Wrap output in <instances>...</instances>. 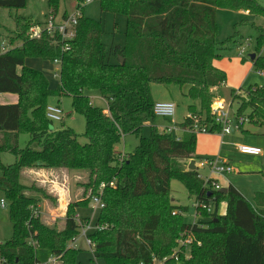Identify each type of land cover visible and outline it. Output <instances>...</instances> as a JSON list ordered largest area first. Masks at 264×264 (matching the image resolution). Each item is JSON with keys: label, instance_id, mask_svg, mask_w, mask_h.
Returning a JSON list of instances; mask_svg holds the SVG:
<instances>
[{"label": "trees", "instance_id": "obj_1", "mask_svg": "<svg viewBox=\"0 0 264 264\" xmlns=\"http://www.w3.org/2000/svg\"><path fill=\"white\" fill-rule=\"evenodd\" d=\"M75 1L77 10L98 1L103 13L125 16V46L108 47L103 42L102 22L81 12H77V32L71 41L57 33L51 37L46 30L40 38H32L28 34L35 26L25 18L16 19L7 51L2 50L0 34V95L18 98L15 104L0 103V190L6 196L13 227L12 238L0 244L3 264H43L39 251L50 252L60 264H82L81 251L70 246L80 232L75 216L100 191L105 208L99 211L98 228L88 238L94 245V258L106 264H154V259L176 264L173 255L180 241L189 236L195 241L189 258L182 247L180 264H264V192L255 194L253 205L234 186L222 194L207 186L197 170H188L187 162L197 159V134L185 133L178 141L160 132L154 125L151 91L152 84L189 85L185 96L201 102L200 113L207 115L203 123L212 124V89L227 82V74L215 63L231 46H241L238 37L218 41L217 12L264 15V8L256 0ZM26 3L0 0V8L19 10ZM48 4L50 15L56 16L60 0H48ZM263 45L264 32L258 39V51ZM257 53L251 61L256 69L264 70V56ZM30 58L59 61L57 89L50 88L43 72L26 65ZM92 91L107 101L108 112L92 104L87 93ZM63 96L71 97L73 111L85 120V143L72 128L51 131L49 99ZM234 102L237 118L249 110L248 121L264 124V86L240 88L238 94L233 90ZM189 111L197 113L194 106ZM189 115L181 127L192 128ZM147 125L151 133L144 137ZM210 131L220 132L217 126ZM22 135L30 137L24 148L19 141ZM127 135L139 136L140 143L121 160L115 147ZM4 153L12 154L15 163L4 165ZM50 169L87 173L83 196L68 205L62 228L60 220L47 224L31 210L46 200L57 202V198L42 186L21 182L26 170ZM173 180L185 185L196 199L197 217L208 221L185 222L183 214L188 208L173 202ZM223 201L227 207L220 215L218 206ZM82 220L90 223V218Z\"/></svg>", "mask_w": 264, "mask_h": 264}, {"label": "rangeland", "instance_id": "obj_2", "mask_svg": "<svg viewBox=\"0 0 264 264\" xmlns=\"http://www.w3.org/2000/svg\"><path fill=\"white\" fill-rule=\"evenodd\" d=\"M259 5L264 8V0H256ZM77 12H81L85 17L102 22L104 28L103 42L108 46L120 45L122 47L126 44V26L127 19L123 15H114L112 13H103L101 11L100 3L98 1H91L84 5V10H77V3L75 0H60L58 13L55 16V23L61 24L64 22L63 16L67 14L69 18L75 16ZM25 18L33 22L36 29L42 31L47 28V23L50 21V8L48 0H27L26 7L19 10H10L0 8V34L2 35L3 45H6V49L9 48V37L15 32L17 28L16 19ZM218 23V41L227 42L229 39L238 37L240 47L231 46L230 50L224 53V57L217 61L219 67H221L228 76L227 85L220 89H212V93L215 96L213 103L209 109V120L213 121L212 107L219 101L225 102L226 105H231V116H237L238 106L237 102L232 103V91H238L240 88L247 90L250 86H264V74L263 76L259 72L264 70H258L254 67L250 56L257 54L264 56V45L260 51H258V39L262 32H264V15L247 13L246 11H228L218 10L217 12ZM34 28V27H33ZM34 32L30 30L29 34L32 36ZM20 44V43H17ZM245 48V55H241V50ZM114 62V58L110 59ZM27 65L44 73L49 81L50 88L55 90L60 84V66L57 63H50L42 59L30 58L27 60ZM190 86H179L174 83L170 84H152L151 91L155 102H171L176 105V113L172 119H165L157 117L154 125L160 132H163L167 127H174L175 124L181 125L184 123L185 118L190 114V107L196 108V114L199 121H205L207 115L200 113L202 110V104L200 101H193L187 98L185 95L188 93ZM91 102L94 106L108 111L107 101L97 91L87 92ZM49 105L60 106L64 111L63 121L52 122L51 131L54 129L72 128L79 136L81 143H85L87 140L84 136L85 132V120L82 116L76 114L72 108V99L69 96L63 97H51L49 99ZM200 113V114H198ZM250 111H246L248 115ZM244 115L246 122L243 129L239 128L237 133L230 135H222L220 132H203L197 134L196 144V158L197 162L200 160H227L231 166L235 169V172L231 175L227 174H215L217 178L227 186L229 180L234 187L239 188L249 198L248 201L255 205L254 195L257 192H264V177L261 174L264 171V124L261 127L254 126L248 121L247 116ZM250 122V123H248ZM206 124V123H205ZM249 130L250 132H244ZM151 133L150 126L145 127L143 130V136L149 137ZM0 139H2L0 137ZM30 137L22 135L20 137V146L24 148ZM248 142L257 143L256 148L263 151V154L258 158L242 156L239 152V147L242 145H248ZM140 143V137L135 135H127L116 145V149L121 154L132 153ZM253 147V146H252ZM1 161L4 165L8 166L15 163V157L10 153H4L1 155ZM188 163V162H187ZM31 170H26L23 173L21 179L22 184L31 185L37 184L46 188L49 193L55 197L57 191L51 182H40L41 178H38ZM201 174L204 177L209 176V170L207 168L200 169ZM247 172V173H246ZM56 177L50 179L58 181L57 183L65 191V196L62 197V206H65L66 202H74L79 200L84 193V184L87 182V173L84 171H61L58 172ZM2 177V171L0 169V178ZM226 188V187H224ZM53 191V192H52ZM89 195V193H88ZM57 196V195H56ZM171 196L172 200L175 198V204L178 206H185L188 211L183 214L184 220L188 224H193L197 220L195 217V197L190 196L185 185L179 180H173L171 182ZM245 196V197H246ZM59 198V197H58ZM4 199L7 202L6 196L3 191L0 190V244H4L9 241L13 236V227L9 217V207L2 208L1 200ZM58 201H44L40 204L42 211L41 217L43 221L48 224H54L56 220H60L58 213L59 208ZM226 211V202L223 201L218 206V212L223 215ZM78 214L82 218L91 219V229L88 232H92L96 227V222L99 216V211L94 212L89 205L86 208L78 210ZM62 219V218H61ZM203 220V219H200ZM63 220L60 221L59 228L63 227ZM195 241V239H194ZM70 246L75 249H79V261L82 264H106L104 260L95 259L91 248L88 246L86 238L82 233L77 237L75 243H70ZM39 260L41 263H46L51 257L48 251H39ZM21 264V263H15ZM156 264H160L157 262Z\"/></svg>", "mask_w": 264, "mask_h": 264}, {"label": "built area", "instance_id": "obj_3", "mask_svg": "<svg viewBox=\"0 0 264 264\" xmlns=\"http://www.w3.org/2000/svg\"><path fill=\"white\" fill-rule=\"evenodd\" d=\"M50 21L47 23V28L44 29L47 31V33L51 36L54 37V35L57 33L59 36L66 41H71L75 38L76 32H77V23H78V17L79 15H75L71 18H68L67 20H64L63 23L61 24H56L55 23V16L50 15ZM32 32V38H40L42 35V31H39L35 27L31 29ZM6 45H2V50L7 51L8 48L6 49ZM241 55H245V48L241 50ZM59 65V61H56ZM260 75H263V72H259ZM239 93V90L237 91V94ZM176 105L171 102H157L154 105V114L157 117L165 118V119H172L176 113ZM63 116H64V111L60 106H51L49 105L47 107V117L50 121L52 122H61L63 121ZM212 116L214 121L212 124H205L203 121H199L197 116L194 115H189V117L193 120L194 124L192 128H184L181 127L180 125H175L174 127H167L163 132L169 135H172L176 140L180 141L183 138V135L185 133H203V132H211L210 129L212 127L217 126V128L220 130V133L222 135H230L233 131L239 129L242 127L243 124H245L246 120L244 117L237 118V116H231V105L228 106L225 104L223 101H219L214 104L212 107ZM239 151L242 154L246 155H253V156H258L262 153V151L259 148L252 147V146H246L242 145L239 147ZM125 155L121 154V160H123ZM190 162V161H189ZM196 169H205L207 168L209 170V176L204 177L199 173V178L203 180L207 186L212 185V187L215 190H220L221 187L215 181L212 179V176L215 174H230L233 172V168L226 163H223L221 160H200V162L195 161ZM57 191V195L59 197V200L63 196H65V191L62 188H55ZM102 190V189H101ZM101 191L99 192L98 195L94 196L91 200L90 206L91 209L94 212L101 211L105 208V204L102 201V196H101ZM1 207L4 209L8 207V203L2 199L1 200ZM31 210L34 212L35 216H40L42 214L40 206L35 208L31 207ZM211 212V210H208ZM76 222L79 224L80 227V233L83 234V236L86 238L88 246L91 248L92 253L94 249V245L92 244L91 240L88 238L89 230L91 229V219L89 224H84L82 217L77 214L75 216ZM98 228V227H97ZM96 227L94 230L97 229ZM77 240V239H76ZM76 240L73 242L75 243ZM194 243V238L193 237H188L186 240H181L179 243L180 248L174 253L173 259L174 263L180 264L179 260V253L181 252L182 247L185 249V254L187 258H189V250H190V245ZM200 245V243L198 244ZM159 262L160 264H167V260H158L154 259V264ZM4 260L0 258V264H3ZM43 264H60L58 259L54 256L50 258L46 263Z\"/></svg>", "mask_w": 264, "mask_h": 264}, {"label": "crops", "instance_id": "obj_4", "mask_svg": "<svg viewBox=\"0 0 264 264\" xmlns=\"http://www.w3.org/2000/svg\"><path fill=\"white\" fill-rule=\"evenodd\" d=\"M248 13V12H247ZM21 44H18V46H20ZM28 60V59H27ZM26 65H27V61H26ZM215 65L218 67V68H220L221 70H223L221 67H219V65L217 64V61H216V63H215ZM28 66V65H27ZM28 67H30V66H28ZM32 68V67H31ZM224 71V70H223ZM225 72V71H224ZM226 73V72H225ZM263 76V75H262ZM227 81H228V76H227ZM227 85V82H226V84L224 85V86H226ZM223 87V86H222ZM221 88V87H220ZM220 88H218V89H220ZM17 100H18V98H17V96H15V95H7V94H5V95H0V103L1 104H15L16 102H17ZM154 102H155V100H154ZM156 103V102H155ZM93 104V103H92ZM94 105V104H93ZM106 112H108V111H106ZM248 123H250V122H248ZM251 124H253L254 126H258V127H261L263 124H260V125H258V124H256V122H251ZM175 125H177V124H175ZM149 125H147L146 127H148ZM179 126V125H178ZM244 127V126H243ZM243 127H240V128H242L243 129ZM237 131H238V129L237 130H235V131H233L232 132V134H235V133H237ZM244 132H250L249 130H245ZM225 136V135H224ZM247 143H248V145H251V146H253V147H256L257 145V143H255V142H248L247 141ZM115 149H116V147H115ZM116 151L118 152V150L116 149ZM240 152V151H239ZM119 153V152H118ZM242 156H246V157H252V158H258V157H260L262 154H263V151H262V153L260 154V155H258V156H253V155H246V154H242V153H240ZM125 155V154H124ZM194 161H197V159L196 160H194ZM223 163H226L227 165H229V166H231V164H230V162L229 161H227V160H224L223 161ZM190 164H191V161L189 162L188 161V165L190 166ZM195 167H196V165H195ZM232 167V166H231ZM197 168V167H196ZM233 168V167H232ZM188 170H189V167H188ZM197 171H198V173H200L201 174V172H200V170H198V169H196ZM59 171H61L62 173H64V171L65 170H59V169H50V170H31L30 172L31 173H34L38 178H41L40 179V182H51L53 185H55V184H57L58 186L56 187V185L55 186H53L54 188H61V185L59 186V182L58 181H56V180H53V179H50L51 177H56L55 175H57L58 174V172ZM66 171H68V170H66ZM71 172V171H70ZM72 172H74V171H72ZM235 172V169L233 168V172L232 173H230V174H227V175H231V174H233ZM264 171H262L261 172V174L263 173ZM247 173V172H246ZM202 175V174H201ZM212 179L215 181V183H217L218 185H220V187H221V189L222 188H224V187H226V188H228L230 185H232V183H230L229 182V180L228 181H226V183H229L227 186H223L224 184L217 178V176L216 175H213L212 176ZM58 182V183H57ZM232 186H234V185H232ZM236 189L245 197L246 195L243 193V191L241 190V189H239V188H237L236 187ZM56 190V189H55ZM53 192V191H52ZM56 195H57V193H55ZM256 194V193H255ZM55 195V197L57 198V201H58V203H60L59 204V208L57 209V213H58V215L59 216H61L60 217V221L61 220H63V218L65 217V215H66V212H67V208H68V205L70 204L69 202H66L65 203V206H62V198H61V200H59V198H58V195L56 196ZM255 196V195H254ZM249 197V196H248ZM247 196L245 197L247 200L249 199ZM175 198L173 199V202L175 203ZM196 201H195V209H196ZM226 207H227V204H226ZM219 213V212H218ZM195 217H196V221H203V222H205V221H208L209 219H203V220H200V219H202V218H200V217H197V214H196V212H195ZM62 218V219H61ZM195 221V222H196ZM62 223H64V221H62ZM48 224V223H47ZM63 225V224H62ZM51 254V253H50ZM51 257H52V255H51Z\"/></svg>", "mask_w": 264, "mask_h": 264}, {"label": "water", "instance_id": "obj_5", "mask_svg": "<svg viewBox=\"0 0 264 264\" xmlns=\"http://www.w3.org/2000/svg\"><path fill=\"white\" fill-rule=\"evenodd\" d=\"M255 58H256V54H252V55L250 56V59H251L252 61H253ZM123 62H124V60H123V58H121V63H123ZM238 105H239V104H238ZM189 170H190V171H195V170H196V167H195V161H194V160L191 161V164H190V166H189ZM219 192L222 193V194H227V193H228V188H222V189L219 190Z\"/></svg>", "mask_w": 264, "mask_h": 264}]
</instances>
